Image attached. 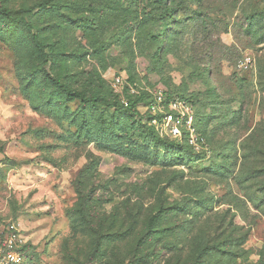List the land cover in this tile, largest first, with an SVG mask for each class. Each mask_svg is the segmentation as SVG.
I'll return each instance as SVG.
<instances>
[{
	"label": "rangeland",
	"instance_id": "rangeland-1",
	"mask_svg": "<svg viewBox=\"0 0 264 264\" xmlns=\"http://www.w3.org/2000/svg\"><path fill=\"white\" fill-rule=\"evenodd\" d=\"M42 1L0 0L48 53L0 15V228L24 264H264V0ZM118 76L187 96L205 148L153 143Z\"/></svg>",
	"mask_w": 264,
	"mask_h": 264
},
{
	"label": "built area",
	"instance_id": "built-area-1",
	"mask_svg": "<svg viewBox=\"0 0 264 264\" xmlns=\"http://www.w3.org/2000/svg\"><path fill=\"white\" fill-rule=\"evenodd\" d=\"M114 87L123 92L122 77H116ZM130 89L132 93H138L134 86L130 85ZM151 95L148 110L152 116V124L161 136L181 143L187 142L196 151L205 148L206 140L198 130L195 111L190 101L180 96L169 98L162 89H157ZM26 242L23 231L17 224L9 223L1 227L0 264H23V248Z\"/></svg>",
	"mask_w": 264,
	"mask_h": 264
},
{
	"label": "trees",
	"instance_id": "trees-1",
	"mask_svg": "<svg viewBox=\"0 0 264 264\" xmlns=\"http://www.w3.org/2000/svg\"><path fill=\"white\" fill-rule=\"evenodd\" d=\"M56 1L57 0H44V1L36 4L35 6H36V8H44V9L55 8V7H58V3ZM157 1L161 6H165L167 4V0H157ZM0 15L5 17V18H9L11 20H14L16 22L23 24L25 26V28L27 29V31L30 35V38L32 39L38 53L43 58L48 57V53L44 50L43 45L39 40L38 34L33 32L32 25L26 20L24 15H22L20 12L12 11L8 8H3V7H0ZM45 76L47 79H49V81L54 86H56L58 89L62 90L68 96V98H70L72 100H79L82 104H91L92 106H96L103 101L104 96L101 95L100 93L99 94L93 93L91 95H87L86 93H84L82 91H74V90L70 89L69 87H67V85L62 83L60 80L53 77L48 71H45ZM132 84L137 85L135 83H132ZM130 91H131L130 87L125 86L123 95L115 93L116 100H117L116 106H118L117 109L120 108V109L128 110L131 108L132 110L137 112L135 107H137L139 104L144 103L145 105L148 106L149 103L151 102L152 95L148 91H141V92L139 91L138 93H131ZM167 95L169 98L174 97V96H180V97H184L188 101H190L189 98L183 94H178V93L172 94V93L168 92ZM123 97H124V99H123ZM139 121L142 122V124L145 127L149 128L150 133L152 135V141L156 145L161 144V146L167 147L169 149V151L183 150V149H190V150L194 151V148L191 145H189L187 142L181 143V142L176 141L174 139H170L168 137L161 136L159 134V132L157 131V129L155 128V126L152 124V116L150 115L149 110H147L146 113H144L142 116L139 117ZM198 130H199V128H198ZM202 135H203V133H202ZM83 200L86 203V196L83 197ZM156 219H157V215L152 216L150 219V222H149V226H152L154 224V222L156 221ZM23 251H24L25 259H26L27 244H25Z\"/></svg>",
	"mask_w": 264,
	"mask_h": 264
}]
</instances>
